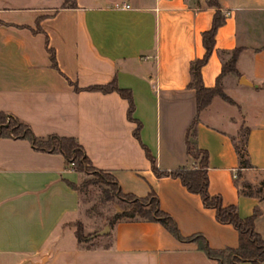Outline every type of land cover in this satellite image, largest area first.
<instances>
[{"label":"crops","instance_id":"obj_1","mask_svg":"<svg viewBox=\"0 0 264 264\" xmlns=\"http://www.w3.org/2000/svg\"><path fill=\"white\" fill-rule=\"evenodd\" d=\"M71 1L0 0V111L39 138L75 137L122 192L144 197L154 190L183 237L202 234L212 248L236 247L237 231L219 223L199 195L177 178L153 173L133 135L126 99L115 91L74 90V84L115 79L131 90L141 142L162 170L196 167L185 146L196 119L197 145L209 154L210 194L235 204L242 218L258 210L256 229L264 238V0H218L225 22L201 76L213 86L240 47L239 76L221 79L236 104L215 96L199 113L187 85L190 63L205 51L201 34L212 23L207 0ZM244 127L249 165L241 167L236 145ZM80 175L59 153L39 151L27 139L0 138V264H217L195 241L139 218L78 243L70 224L79 220L80 196L66 181L79 183Z\"/></svg>","mask_w":264,"mask_h":264},{"label":"trees","instance_id":"obj_2","mask_svg":"<svg viewBox=\"0 0 264 264\" xmlns=\"http://www.w3.org/2000/svg\"><path fill=\"white\" fill-rule=\"evenodd\" d=\"M63 5H73L71 0H65ZM207 5L214 8L211 26L201 34V41L204 47V54L190 63V81L188 87L195 90L197 113L208 106L215 96H219L230 104H236L235 101L224 93L221 87V79L226 73H232L239 76L236 69V62L241 48H234L230 57L221 66V71L216 77L215 84L211 87L204 85L201 68L208 61L215 47V36L218 28L225 22V15L220 9L218 0H207ZM50 53L52 65L56 67L55 55L53 50L47 48ZM74 90L100 91L102 93L117 92L122 98L127 100V118L135 123L133 130L134 137L142 147L146 158L149 160L151 170L157 177L169 176L177 178L187 191L199 195L202 204L206 208L214 210L215 219L219 223L230 224L238 234L237 246L212 248L202 234H194L189 237H183L177 227L175 220L170 214L160 208L159 199L154 190H150L144 197H138L134 194L124 193L121 191L117 180L108 171L95 168L89 157L86 155L83 147L73 136H60L51 134L45 138L35 136L28 124L19 118L0 111V138H22L27 139L31 145L43 152L59 153L65 159L67 169L75 170L79 173L89 171L96 175L100 181L109 184L115 191V195L128 202L130 205L127 209L114 214L108 221L111 227L114 223L121 220L143 219L147 221L159 222L175 238L182 241H195L198 248L205 253L208 258L214 259L217 264H240L248 261L251 264L264 263V238L256 229V219L259 211L255 210L253 214L247 217H240L235 204L224 205L219 194H210L209 187V154L208 151L200 148L196 142V119L192 121L186 130L185 146L186 153L194 160L196 167L187 168L179 167L173 170H162L158 167L156 158L149 148L141 142L140 130L141 122L134 118L133 113L135 104L131 90L120 88L115 79L107 84L91 85L85 88H79L74 84ZM248 128H241L240 133L243 138L238 140L236 151L239 156L241 167L249 165L243 150L246 144ZM66 183L78 193L83 184L66 181ZM96 234H84L81 222H75V236L78 243H87Z\"/></svg>","mask_w":264,"mask_h":264},{"label":"rangeland","instance_id":"obj_3","mask_svg":"<svg viewBox=\"0 0 264 264\" xmlns=\"http://www.w3.org/2000/svg\"><path fill=\"white\" fill-rule=\"evenodd\" d=\"M37 1L39 3L41 0ZM240 138H243V135L240 134ZM80 174L81 179L79 183H88L83 184L79 191L80 215L77 221L81 222L84 234H94L104 230L108 226L109 219L114 214L127 209L130 204L116 196L112 187L100 181L93 173L86 171ZM239 182L241 186L248 188L246 186L247 181L240 180ZM75 222L70 224L74 229Z\"/></svg>","mask_w":264,"mask_h":264},{"label":"water","instance_id":"obj_4","mask_svg":"<svg viewBox=\"0 0 264 264\" xmlns=\"http://www.w3.org/2000/svg\"><path fill=\"white\" fill-rule=\"evenodd\" d=\"M110 227L109 226H106L104 230L102 231H99L97 233H95L96 235H104L107 233V231H109Z\"/></svg>","mask_w":264,"mask_h":264},{"label":"built area","instance_id":"obj_5","mask_svg":"<svg viewBox=\"0 0 264 264\" xmlns=\"http://www.w3.org/2000/svg\"><path fill=\"white\" fill-rule=\"evenodd\" d=\"M122 7L129 8V5L128 4H123Z\"/></svg>","mask_w":264,"mask_h":264}]
</instances>
